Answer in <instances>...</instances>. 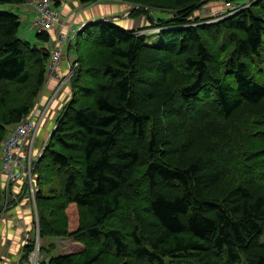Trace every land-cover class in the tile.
Segmentation results:
<instances>
[{
    "label": "trees",
    "instance_id": "1",
    "mask_svg": "<svg viewBox=\"0 0 264 264\" xmlns=\"http://www.w3.org/2000/svg\"><path fill=\"white\" fill-rule=\"evenodd\" d=\"M159 1L170 18L130 16L161 28L160 44L109 20L74 35L72 96L34 166L35 198L39 237L70 236L74 204L82 246L40 264H264V0L198 25L202 0ZM19 17L0 10V146L50 57L51 30L31 44Z\"/></svg>",
    "mask_w": 264,
    "mask_h": 264
},
{
    "label": "rangeland",
    "instance_id": "2",
    "mask_svg": "<svg viewBox=\"0 0 264 264\" xmlns=\"http://www.w3.org/2000/svg\"><path fill=\"white\" fill-rule=\"evenodd\" d=\"M59 1H62V4H66V8L70 10V14L72 15V18L70 19L72 20H69L67 23L68 24L74 23L73 27L76 28L77 32L87 22H99L100 18L111 16V15H119L120 17L114 20L116 21L118 25L125 27V28H132L139 35L147 34L148 43L156 42L157 44H160L158 32L161 28L152 26L153 24L149 21V17L147 18L145 15H143V13L135 17H131L130 13L133 10H137L138 8H144L148 11V16L151 15L154 18L168 19L172 15V13L168 10L155 7L157 6L155 5V3H161L159 0H142L140 2H131V3L125 0H97L93 3H89L86 5L81 4L79 0H59ZM237 2L241 4L238 5L236 2H233V1L226 2L225 0H202L199 3L198 10L195 11L192 16V17H196V16L200 17L199 19L201 21L194 22L193 24L198 25L199 23H211L214 21L221 20L227 16H230L236 13L240 9H243L241 8V6L249 7L252 4L251 0H238ZM26 3H27V0H26ZM30 6H31V3H30V0H28V7L26 8H29ZM26 8L23 5L15 7V5H11V4H0V10H7V11L15 12V13L18 12L20 14L19 18H20L21 24L18 30V35L26 39L27 41H29L31 44L40 45L42 44V42H40L36 38L35 36L36 30H33V31L30 30V26L34 22L36 14L32 8H29V9H26ZM76 17L78 20H75ZM65 18L67 17L65 16ZM60 19L63 20L61 17ZM77 32L75 36H77ZM54 33L56 34V32ZM54 38H55V35L51 34V39H54ZM75 42H76V39L72 37L68 43V46H69L68 55L70 59L74 55L75 57L77 55V51L75 48V45H76ZM85 45H86V42L83 41V46ZM260 51L262 53L261 65L264 68V42L262 43ZM64 56L65 55H63L62 58ZM65 59L66 58H63L62 61ZM75 61H76V58L73 61H70L71 62L70 65L75 64L76 63ZM76 68L73 69V72L76 70ZM64 83L65 84L63 85L62 91L58 93H55L56 90L54 89V87L48 92L47 89L45 88L46 84H44V86L41 89L40 94L38 95L36 99L35 105L43 102L45 98L46 99L50 98L48 101L51 100L50 101V108H51V106L56 101V99L59 98L61 94H63L62 102L64 106V104H66L72 96L71 87H70L71 79H69V82H64ZM10 127L11 126L7 127L6 129L7 133ZM49 136H50V132L45 134L43 141L39 144L38 147L36 146V152H35L36 154L41 150L43 154V151H44L45 146L47 145V142H48L47 140ZM37 161L38 159L35 160V164L37 163ZM33 179H34L35 196H36V192L38 190L37 189L38 174L35 168L33 169ZM23 200H24V203H22L21 205H17L16 204L17 201L14 202L13 198H10V196L6 195L5 192L2 191L1 185H0V217L3 216L5 217V219L10 218L11 215L8 214V210L16 206L18 208L21 207V208L27 209V210H24L23 213L24 215L28 213L27 216H30L31 221H30V228L25 230L24 232V235L22 238V245L27 244V243L35 245V243H38L39 255H40L38 256V258L40 260L42 258L46 259L47 258L46 255L49 252H52L55 254H63V253L68 254V253H71L72 251L78 250V248L82 246V243H81L82 233L79 231V228H78L79 209H77V207L74 204H69L66 207V209H64L65 217H66L65 218L66 219L65 228L68 232V235L70 236L46 235L40 238L39 229L38 231L35 229V217L37 219V223L39 222V209H38L36 198H34L33 200L32 198L29 199L28 197H25ZM31 201L32 202L34 201L36 210L34 207V203L32 205ZM16 239L18 243L19 237ZM40 246L44 247L43 249L44 251L40 250ZM1 248L2 247L0 246V249ZM19 253H20V257H24V253L22 250H20ZM45 264H48V263H45Z\"/></svg>",
    "mask_w": 264,
    "mask_h": 264
},
{
    "label": "built area",
    "instance_id": "3",
    "mask_svg": "<svg viewBox=\"0 0 264 264\" xmlns=\"http://www.w3.org/2000/svg\"><path fill=\"white\" fill-rule=\"evenodd\" d=\"M56 1L57 0H30L36 14L35 20L30 26V29L32 31L36 30V32L56 30L55 38L51 39L50 37V40L45 43V48L48 49L50 53L46 67V74L57 80L54 89L56 90L55 93H58L62 90L63 85L65 84L64 82H69V79H71L73 69L76 68L77 64L70 65L69 62L66 75L60 76L56 71L62 56L65 54L67 44L75 34V29L72 28V25L68 24L67 21L63 22L60 19L59 8L56 5ZM241 8L245 7L241 6ZM49 99H47L46 104L41 107L35 105L26 116L11 126L6 138L1 142V189L6 195L13 198L14 202L17 201V205H21L22 203H20V200L25 197H28L29 199L32 198L33 200L35 198L33 169L35 160L42 155V150L37 154L35 153L36 144L39 129L48 114V108L51 101H48ZM33 203L34 201L32 202V205ZM3 219H5V217L1 216L0 224ZM35 229L38 231L36 217ZM28 244L29 243L22 245L21 250L23 253L24 247ZM38 256H40L39 246L38 243H35L26 260L22 261L23 257L20 256L16 261L1 258L0 264H40Z\"/></svg>",
    "mask_w": 264,
    "mask_h": 264
},
{
    "label": "crops",
    "instance_id": "4",
    "mask_svg": "<svg viewBox=\"0 0 264 264\" xmlns=\"http://www.w3.org/2000/svg\"><path fill=\"white\" fill-rule=\"evenodd\" d=\"M21 5H23L25 8L28 7V0H27V3L25 1ZM59 5H60L58 7L59 16L63 19L62 21L66 22V21L72 20L70 19L72 18V15L70 14V10L66 8V4H62V1H59ZM29 8H32L34 11V7H32V5ZM29 8H26V9H29ZM65 16L67 18H65ZM75 20H78L77 17ZM52 32L55 35L54 32H56V30H52ZM44 46H46V44H44ZM68 49H69V46L68 47L66 46L65 54H64L65 56L63 57L66 59L62 61L63 59L62 58L56 69L57 73L60 76L67 74L68 65H69L68 61L69 62L73 61L76 58L75 55L71 59L69 58ZM44 84H46L45 88L49 92L53 87L55 88L57 84V80L54 77L46 74V80ZM62 98H63V94H61L59 98L56 99V101L53 103L51 108L49 106L48 115L46 116V119L44 120L38 132V139H37V144H36L37 147L43 141L45 134L50 132V128L53 127V124L55 122L54 118L56 117V115L59 113L60 109L63 106ZM46 102H47V99L45 98L44 101L41 102L42 104L40 103L37 105L41 107L44 104H46ZM23 199L20 200V203H24ZM24 210H27V209L18 208L17 206L9 209L8 214L11 215V218H6L0 224V246L2 247L1 248L2 250L0 249V260L2 258V259H9L10 261H16L20 256L19 252L22 248V238H23L25 230L30 228V221H31L30 216H27L28 213L24 215L23 213ZM18 237H19V240L17 243L16 238Z\"/></svg>",
    "mask_w": 264,
    "mask_h": 264
},
{
    "label": "water",
    "instance_id": "5",
    "mask_svg": "<svg viewBox=\"0 0 264 264\" xmlns=\"http://www.w3.org/2000/svg\"><path fill=\"white\" fill-rule=\"evenodd\" d=\"M119 15H111V16H106L103 18H100L99 21H104V20H109V21H114L115 19L119 18ZM54 132V129L51 131L50 135H52V133Z\"/></svg>",
    "mask_w": 264,
    "mask_h": 264
},
{
    "label": "bare ground",
    "instance_id": "6",
    "mask_svg": "<svg viewBox=\"0 0 264 264\" xmlns=\"http://www.w3.org/2000/svg\"><path fill=\"white\" fill-rule=\"evenodd\" d=\"M83 27V26H82Z\"/></svg>",
    "mask_w": 264,
    "mask_h": 264
}]
</instances>
